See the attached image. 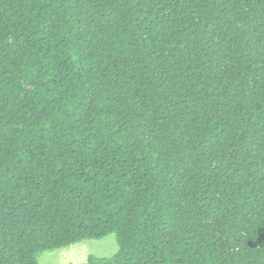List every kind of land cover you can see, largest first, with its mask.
Listing matches in <instances>:
<instances>
[{"label": "trees", "instance_id": "obj_1", "mask_svg": "<svg viewBox=\"0 0 264 264\" xmlns=\"http://www.w3.org/2000/svg\"><path fill=\"white\" fill-rule=\"evenodd\" d=\"M264 264V0H0V264Z\"/></svg>", "mask_w": 264, "mask_h": 264}, {"label": "rangeland", "instance_id": "obj_2", "mask_svg": "<svg viewBox=\"0 0 264 264\" xmlns=\"http://www.w3.org/2000/svg\"><path fill=\"white\" fill-rule=\"evenodd\" d=\"M117 252L114 234L102 239L83 240L76 244L45 251L38 255L39 264H85L90 256L110 259Z\"/></svg>", "mask_w": 264, "mask_h": 264}]
</instances>
